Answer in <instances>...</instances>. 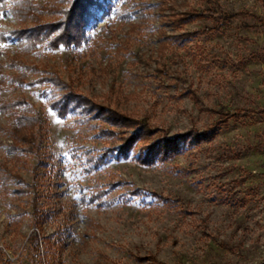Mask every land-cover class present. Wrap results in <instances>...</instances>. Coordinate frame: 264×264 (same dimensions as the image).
<instances>
[{
    "label": "rangeland",
    "instance_id": "374dc122",
    "mask_svg": "<svg viewBox=\"0 0 264 264\" xmlns=\"http://www.w3.org/2000/svg\"><path fill=\"white\" fill-rule=\"evenodd\" d=\"M110 1L80 47L47 40L32 51L12 33L36 23L0 5V163L13 174L0 183V264H264V0ZM131 2L150 4L147 24L137 26ZM53 75L129 124L61 117ZM18 99V113L41 119L42 152L15 162L17 114L1 103ZM138 131L128 158L85 168L84 151L118 148ZM205 131L215 135L166 161L134 157L157 139ZM16 175L36 187L12 195Z\"/></svg>",
    "mask_w": 264,
    "mask_h": 264
},
{
    "label": "trees",
    "instance_id": "16d2710c",
    "mask_svg": "<svg viewBox=\"0 0 264 264\" xmlns=\"http://www.w3.org/2000/svg\"><path fill=\"white\" fill-rule=\"evenodd\" d=\"M7 1L8 0H0V5H2L1 7H4V4ZM10 1L11 10L20 23H24L25 21H32L36 23L32 27H24L23 29L12 33L19 40H26L27 48H25V51L35 50L40 44L45 43L47 40L48 42L45 44L48 49L52 50L58 49L61 46L66 49L80 47L88 40V28L92 25V21L96 17L99 10H102V15L105 16L112 11L113 6L115 5V3L111 2L110 0H44V2H40L38 0ZM130 5L133 9L137 8L136 12L139 13L138 16L141 18V22L137 26L141 27L143 24H147L151 14L148 12L150 9V4L131 2ZM200 15L201 14L196 11L187 12L183 14L181 18L178 19V21L184 23L185 21L187 22ZM45 16H51L53 17V20L44 21L41 23V19ZM126 17L129 20H132V16L129 13L126 15ZM12 65L20 69H26L28 67V65H25L19 61H13ZM19 76L22 78L24 77L23 73L16 75L14 77L15 81L23 82L24 79L19 78ZM53 76L54 77L46 79V81H50L54 85L53 89L50 90L51 100H53L51 101V107L56 109L61 117H67L68 114H72L78 120L89 123V114L95 112L96 114L98 113L96 118L104 120L109 124H129L127 123L128 120H131L129 117L127 119V116L119 114L111 107H104L103 105H100V107L98 105L99 103L96 105V103H94L82 93L72 90L67 82H65L59 76ZM63 90L64 92L60 93V91L62 92ZM23 104L25 105L24 101L20 99L12 104L5 102L1 103V108H3V110L10 113L15 112L17 114L16 123L11 128V131H9L11 138L14 140V147L11 150L15 162L22 161L23 155H35L39 158L42 152V147L40 145L42 135L41 130H39L43 126L41 119L25 113H18L19 111L16 109L19 105ZM30 109L31 108H27L26 110ZM124 120H127V122ZM90 126L95 127L92 125ZM142 133L143 132L138 131L131 137L124 139V143L120 145V147L108 149L102 153H96L92 150L84 151V154L86 155L85 168H87L88 171H94L101 165L108 163L112 157L128 158L131 154V151L136 148V143L144 138ZM214 135L215 131H205L203 133L196 132V134L193 135L186 134L178 135L177 137L173 138L157 139L155 142L147 144L145 147H141L139 149L138 155H134V157L140 163L152 165L160 161H166L169 158L180 154L189 139H191L189 140L191 143H199L202 140H210ZM38 165H42L46 169L50 168V165L47 163L46 159L40 160ZM1 172L4 174L0 183L4 185L13 174L5 165L0 163V173ZM16 176H18V181L21 184V187L18 189L9 190L12 195H24L26 189H24L23 185H27V187H36L34 184L27 183L21 176ZM96 192H99L100 194L92 195V199L99 198L101 196L100 190H97ZM85 198H83L84 201L86 200ZM34 205L35 212H39L42 215L44 214V218H47L44 209L38 210L36 207L37 203ZM21 214L22 213H19L17 215L18 217L16 216L15 219L17 220H15V222L21 221ZM37 223L40 225L39 221H37ZM37 234L38 232L35 231L34 236L32 237L33 242H39ZM48 240L49 239H47V241Z\"/></svg>",
    "mask_w": 264,
    "mask_h": 264
}]
</instances>
